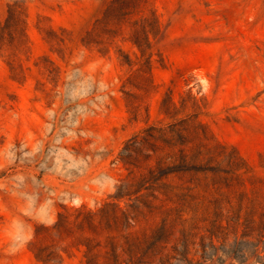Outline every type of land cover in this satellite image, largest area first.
Instances as JSON below:
<instances>
[{
	"label": "rangeland",
	"instance_id": "374dc122",
	"mask_svg": "<svg viewBox=\"0 0 264 264\" xmlns=\"http://www.w3.org/2000/svg\"><path fill=\"white\" fill-rule=\"evenodd\" d=\"M112 1L0 0V264H85L77 211L125 209L150 178L184 187L161 142L128 159L152 126L195 115L264 182V0H148L149 62L129 24L101 23ZM125 185L140 191L116 198ZM138 215L142 228L165 216Z\"/></svg>",
	"mask_w": 264,
	"mask_h": 264
},
{
	"label": "trees",
	"instance_id": "16d2710c",
	"mask_svg": "<svg viewBox=\"0 0 264 264\" xmlns=\"http://www.w3.org/2000/svg\"><path fill=\"white\" fill-rule=\"evenodd\" d=\"M147 1L113 0L101 23L129 24L131 41L140 51L139 61L149 62L150 37H158L161 30L157 18H151L153 14L143 15ZM138 15L140 19L131 23ZM195 119L189 115L169 125L152 126L126 149L132 159L136 151L157 148L156 142H161L173 152L174 171L189 176L184 187L154 186L150 178L146 181L150 186L144 190L152 194L136 197L125 209L108 203L95 212L77 211L76 227L92 235L82 243L85 264H225L235 259L243 264L252 259L264 264V182L246 179L251 170L237 151L215 143ZM162 165L160 160L159 170ZM133 188L120 187L116 198L140 191L133 192ZM157 189L165 190L164 199L154 195ZM145 210H163L165 216L142 228L138 213ZM64 224L61 220L55 226L58 232ZM45 251L37 257L44 258Z\"/></svg>",
	"mask_w": 264,
	"mask_h": 264
}]
</instances>
